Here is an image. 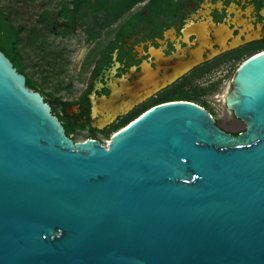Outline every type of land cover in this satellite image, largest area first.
<instances>
[{"label":"water","instance_id":"1","mask_svg":"<svg viewBox=\"0 0 264 264\" xmlns=\"http://www.w3.org/2000/svg\"><path fill=\"white\" fill-rule=\"evenodd\" d=\"M226 104L244 132L172 101L74 143L0 51V264H264V52Z\"/></svg>","mask_w":264,"mask_h":264},{"label":"flooded vegetation","instance_id":"2","mask_svg":"<svg viewBox=\"0 0 264 264\" xmlns=\"http://www.w3.org/2000/svg\"><path fill=\"white\" fill-rule=\"evenodd\" d=\"M35 24L34 43L38 27L52 41L42 66L50 93L44 95L34 79L33 91L73 142L79 133L86 140L107 136L168 103L186 78L223 75L264 52V0H67L45 9ZM194 61L182 78L164 86ZM35 70L38 75V64ZM74 89L75 99L65 98ZM216 124L231 135L245 131Z\"/></svg>","mask_w":264,"mask_h":264},{"label":"rangeland","instance_id":"3","mask_svg":"<svg viewBox=\"0 0 264 264\" xmlns=\"http://www.w3.org/2000/svg\"><path fill=\"white\" fill-rule=\"evenodd\" d=\"M63 1L67 0H0V7L10 15L13 24L19 30L20 45L22 47V49H19L24 57L25 73L29 78L39 83L44 95L50 93V87L46 76L43 75L42 66L45 64L48 43L52 39L38 27V44L34 43L33 31L35 32L37 28L35 21L36 17L45 9H56ZM244 62L231 66L229 72L223 75L215 74L207 77L186 78L180 83V91L198 96V101L194 104L204 106L222 128L235 132L244 131L245 125H242L239 122L240 120H235L233 113L228 110L226 98L230 91L233 76ZM36 64L39 68L38 75L35 70ZM75 91L76 89L65 94V98L74 100L77 95V93H74ZM111 132H114V130ZM112 134L97 136L96 140L107 146ZM86 139L87 135L82 133L74 136L75 143L87 141Z\"/></svg>","mask_w":264,"mask_h":264},{"label":"trees","instance_id":"4","mask_svg":"<svg viewBox=\"0 0 264 264\" xmlns=\"http://www.w3.org/2000/svg\"><path fill=\"white\" fill-rule=\"evenodd\" d=\"M19 45V30L13 24L10 15L0 7V51L10 60L17 72L25 76V66L23 63V56L20 52ZM26 86L31 90H36L38 87L34 80L29 77L26 78ZM168 99L171 100L165 102L186 101L196 103V101H198V96L195 94H190L188 92L180 91V94L170 95ZM201 107L207 110L204 106ZM130 122L132 121L125 122L124 124L115 127L114 132L123 128Z\"/></svg>","mask_w":264,"mask_h":264},{"label":"built area","instance_id":"5","mask_svg":"<svg viewBox=\"0 0 264 264\" xmlns=\"http://www.w3.org/2000/svg\"><path fill=\"white\" fill-rule=\"evenodd\" d=\"M109 142H110V141H109ZM109 142H108V143H109ZM108 143H107V145H108ZM105 147H106V146H105Z\"/></svg>","mask_w":264,"mask_h":264}]
</instances>
